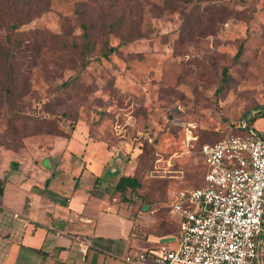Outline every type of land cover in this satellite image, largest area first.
I'll list each match as a JSON object with an SVG mask.
<instances>
[{
	"label": "rangeland",
	"instance_id": "obj_1",
	"mask_svg": "<svg viewBox=\"0 0 264 264\" xmlns=\"http://www.w3.org/2000/svg\"><path fill=\"white\" fill-rule=\"evenodd\" d=\"M46 2L15 32L22 52L6 63L7 23ZM79 12L88 59L98 58L88 66ZM0 36V151L52 152L55 188L74 169L63 153L86 151L84 180L100 176L118 211L135 219L148 206L133 227L141 241L173 244L170 206L202 186L200 146L264 107V0H0ZM107 44L118 46L108 59ZM120 175L142 188L122 196Z\"/></svg>",
	"mask_w": 264,
	"mask_h": 264
},
{
	"label": "crops",
	"instance_id": "obj_2",
	"mask_svg": "<svg viewBox=\"0 0 264 264\" xmlns=\"http://www.w3.org/2000/svg\"><path fill=\"white\" fill-rule=\"evenodd\" d=\"M51 155L50 151H0V179L5 180L0 201V264H125L128 252L170 240L166 236L155 241L133 238L134 224H143L146 212L131 219L108 202L107 186L100 176L91 184L84 180L90 160L86 151L63 153L74 169L68 170L60 187H53L57 177L48 160ZM42 159L47 162L43 164ZM80 241L87 243L85 253Z\"/></svg>",
	"mask_w": 264,
	"mask_h": 264
},
{
	"label": "built area",
	"instance_id": "obj_3",
	"mask_svg": "<svg viewBox=\"0 0 264 264\" xmlns=\"http://www.w3.org/2000/svg\"><path fill=\"white\" fill-rule=\"evenodd\" d=\"M261 111L239 121L243 135L200 146L204 186L179 192L171 204L173 244L132 250L125 264H264V129L252 122ZM186 140H194L191 131ZM79 245L85 253L87 243Z\"/></svg>",
	"mask_w": 264,
	"mask_h": 264
},
{
	"label": "trees",
	"instance_id": "obj_4",
	"mask_svg": "<svg viewBox=\"0 0 264 264\" xmlns=\"http://www.w3.org/2000/svg\"><path fill=\"white\" fill-rule=\"evenodd\" d=\"M45 6L47 8V2L43 5H38L37 6L38 11L36 13L30 14V15L29 14L28 15L27 14L21 15V16L17 17L16 20L15 19L10 20L7 23V28H8L9 32L4 37V41H5V44L7 47H6V49L2 50L3 51L2 57H4V59L6 60V63H10V58L12 57V53H11L12 48L17 50V54H20V52H22L19 43L16 44L14 42L15 32L19 29L20 26L30 22L35 15L36 16L40 15V12L45 10ZM85 15H86L85 13L79 12L77 17H78V21L80 22V27L83 30L84 38L87 40V42L85 43V46L83 48V51L81 52V57L83 58L84 65L88 66L90 64V62H92L93 60H97L98 58L93 59V60L88 59V55L92 54L94 51H93V48H91L89 43H88V39H89L88 23H87V19H86ZM0 39H1V36H0ZM128 41H130V40H128ZM117 51H118V46L113 47V46H109L107 44L105 51L102 54V56L104 58L108 59L110 57V55H112L114 52H117ZM240 54L241 53H239V55ZM64 86H68V83H65ZM259 110H262V111L260 113H258L254 118H252V122H255L259 117H264V107L260 108V109L252 110V111L248 112L246 115L250 114L253 111H259ZM245 116H243V117H245ZM238 123L234 127V129L232 130L231 134H234V135H243L244 134V132L241 131L240 128L238 127ZM224 138L225 137H222L220 140H222ZM220 140H217L215 142H218ZM215 142H213V143H215ZM203 144H205V143H203ZM202 186H204V176H203V180H202ZM4 187H5V180L0 179V201H1L3 193H4ZM141 188H142V183L139 181V179L136 177L130 176V175H121L118 182L115 185V191L120 193L122 196L125 194L127 189H131V190L135 191V190H139ZM170 208H171V206H170ZM148 209H149L148 206L140 208V212L141 213H145V212L147 213ZM176 227H177V229H176V232L173 234L174 236L178 232V221H176Z\"/></svg>",
	"mask_w": 264,
	"mask_h": 264
}]
</instances>
